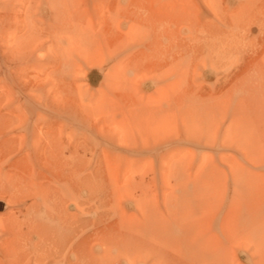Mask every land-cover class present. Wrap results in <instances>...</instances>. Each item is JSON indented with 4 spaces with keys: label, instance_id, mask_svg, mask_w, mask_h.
Listing matches in <instances>:
<instances>
[{
    "label": "rangeland",
    "instance_id": "rangeland-1",
    "mask_svg": "<svg viewBox=\"0 0 264 264\" xmlns=\"http://www.w3.org/2000/svg\"><path fill=\"white\" fill-rule=\"evenodd\" d=\"M0 264H264V0H0Z\"/></svg>",
    "mask_w": 264,
    "mask_h": 264
},
{
    "label": "bare ground",
    "instance_id": "bare-ground-1",
    "mask_svg": "<svg viewBox=\"0 0 264 264\" xmlns=\"http://www.w3.org/2000/svg\"><path fill=\"white\" fill-rule=\"evenodd\" d=\"M260 207V206H259ZM260 211H262V209L260 210ZM250 219V218H249ZM141 246V245H140Z\"/></svg>",
    "mask_w": 264,
    "mask_h": 264
}]
</instances>
